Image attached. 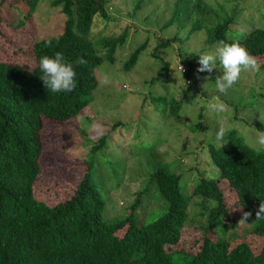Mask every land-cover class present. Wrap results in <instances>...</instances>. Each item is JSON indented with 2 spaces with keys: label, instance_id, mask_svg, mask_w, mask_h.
<instances>
[{
  "label": "rangeland",
  "instance_id": "rangeland-1",
  "mask_svg": "<svg viewBox=\"0 0 264 264\" xmlns=\"http://www.w3.org/2000/svg\"><path fill=\"white\" fill-rule=\"evenodd\" d=\"M52 1H38L26 22L24 15L28 10L22 0L4 2L0 10L1 60L14 59L29 66L33 41L58 37L64 17L59 7L51 6ZM138 1L141 6L133 11ZM171 1L106 0V17L95 16L89 39L100 42L122 30H127V37L117 46L114 59L103 60L95 69L98 86L90 93L88 105L66 122H43V150L34 195L48 204L64 200L90 164V181L105 201L103 218L112 221L126 216L135 192L146 189L136 210L139 222L146 223L167 207L156 187H148V177L157 165L170 164V171L182 175L180 186L188 200L185 227L175 249L193 253L203 240L206 216L200 214L202 197L192 196L191 191L200 176L216 178L219 173L208 155L209 144L222 143L215 137L223 126L226 133L234 130L253 148L258 132L255 124L264 125V69L242 72L233 88L222 95L215 86L216 76L222 74L219 61L206 80L208 73H196L197 54L214 50L221 41L229 43L252 28H264V0H203L212 9L197 17L201 29L192 33L189 27L177 24L163 28L171 15ZM196 13L200 14L197 9ZM229 16L234 20L226 24L224 36L210 41L208 31ZM174 36L175 41L158 50L162 62L169 63L158 77L162 63L151 56L154 47L158 40ZM143 42L146 47L136 64L125 70L124 62ZM181 67L188 73H182ZM177 97L183 98V103L177 115H172L170 101ZM213 102H223L226 110L210 111ZM199 120L205 125L193 133L189 126ZM114 123L119 124L113 127ZM102 136H106L105 141L93 150ZM222 190L225 195L228 193L226 185ZM205 205L211 207L213 202L208 200ZM241 217L242 212L237 213L233 222L220 221L223 228H214L212 237L225 235L231 239L235 232L254 227L252 217L239 223ZM249 243L257 251L263 240L253 236ZM174 260L175 264L182 263L177 254Z\"/></svg>",
  "mask_w": 264,
  "mask_h": 264
},
{
  "label": "trees",
  "instance_id": "trees-1",
  "mask_svg": "<svg viewBox=\"0 0 264 264\" xmlns=\"http://www.w3.org/2000/svg\"><path fill=\"white\" fill-rule=\"evenodd\" d=\"M6 1L11 0H0V10ZM22 1L28 10L26 22L40 0ZM105 2L53 0L51 6L59 7L64 17L58 37L34 40L29 66L14 59H0V264H175L174 254L181 264H264V220H255V212L264 200V149L257 152L249 147L234 130L226 133V144L208 146V155L219 170L217 177L200 176L192 188V196L202 197L200 214L206 216L203 240L193 253L175 249L185 227L188 200L180 186L182 175L170 171V164L157 165L148 177V187H156L167 207L146 223L136 218L146 189L135 192L126 216L112 221L103 218L105 201L90 181V164L64 200L48 204L34 195L43 150V122H66L88 105L90 93L98 86L95 69L105 59L112 61L117 46L127 37V30H122L100 42L89 39L95 16L106 17ZM140 6L141 1L136 2L133 11ZM170 9L163 28L177 24L189 27L192 33L201 29L197 17L212 8L203 0H172ZM233 20L229 16L224 23H218L208 31V39L214 42L222 38L226 24ZM236 39L264 69V28H252ZM48 40L50 48L45 46ZM175 40V36L160 39L154 47L151 56L162 63L158 77L169 67L168 62H162L158 50ZM146 42L129 55L123 64L125 70L136 64ZM56 52L63 53L67 60L83 57L87 61L76 67L77 83L70 93H53L40 79V58ZM182 103L183 98H173L169 113L177 115ZM204 125L199 120L189 129L194 133ZM255 126L264 131L260 122ZM105 137L98 139L92 149H98ZM224 185L229 198L222 190ZM208 200L213 202L211 207L205 205ZM247 211L252 213L253 228L235 232L231 239L225 235L212 237L214 228H223L222 221L233 222L237 213ZM253 236L263 240L257 251L249 243Z\"/></svg>",
  "mask_w": 264,
  "mask_h": 264
},
{
  "label": "clouds",
  "instance_id": "clouds-1",
  "mask_svg": "<svg viewBox=\"0 0 264 264\" xmlns=\"http://www.w3.org/2000/svg\"><path fill=\"white\" fill-rule=\"evenodd\" d=\"M45 46L50 48L51 41H45ZM197 55L199 59L196 73H208V76L205 77L206 80L210 79L213 70L217 69V61H219L222 74L216 76L215 86L222 95H226L233 88L242 72H259L260 70L258 59L249 53L239 39L231 43L221 41L214 50ZM86 63L87 61L83 57H78L74 61L67 60L61 52H56L53 56L44 55L39 61L40 79L46 89L53 93H70L75 89L77 83L76 67ZM226 107L223 102H213L209 105L210 111L216 113L225 111ZM95 127H99V125H95ZM225 136L226 129L223 126L219 127L216 132V140L226 144ZM253 148L257 152L264 149V131L257 132ZM69 149L71 151V148ZM251 215V211L243 212L239 223H245ZM255 220H264V200H261L255 212Z\"/></svg>",
  "mask_w": 264,
  "mask_h": 264
},
{
  "label": "built area",
  "instance_id": "built-area-1",
  "mask_svg": "<svg viewBox=\"0 0 264 264\" xmlns=\"http://www.w3.org/2000/svg\"><path fill=\"white\" fill-rule=\"evenodd\" d=\"M183 69V68H182ZM183 71L185 72V69H183ZM183 71H182V73H183Z\"/></svg>",
  "mask_w": 264,
  "mask_h": 264
}]
</instances>
